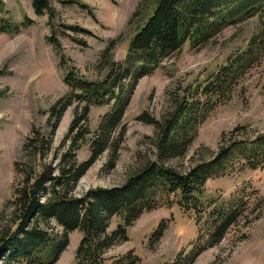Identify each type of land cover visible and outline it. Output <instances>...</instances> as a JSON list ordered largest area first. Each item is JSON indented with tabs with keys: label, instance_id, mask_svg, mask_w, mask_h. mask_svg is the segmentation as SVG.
Returning a JSON list of instances; mask_svg holds the SVG:
<instances>
[{
	"label": "trees",
	"instance_id": "16d2710c",
	"mask_svg": "<svg viewBox=\"0 0 264 264\" xmlns=\"http://www.w3.org/2000/svg\"><path fill=\"white\" fill-rule=\"evenodd\" d=\"M38 16H47L52 33L48 42L64 70L68 93L48 111L45 130L33 128L22 146V162L16 163L19 184L7 203L9 218L0 233V264H55L69 246V235L81 233L73 264H143L133 251L108 257L114 246L128 240V229L145 212L178 206L192 216L198 237L189 251L182 249L164 264H194L204 251L222 243L241 223L258 219L252 192L243 185L229 197L208 196V180L264 167V132L253 139L222 136L218 152L201 159L185 172L168 161L188 154L200 126L214 109L232 95L248 72L264 55V30L255 35L242 52L232 56L208 80L177 99L161 119L142 113L137 119L153 125L155 158L131 171L118 187L90 189L75 195L80 179L104 153L111 154L114 168L126 135L124 117L139 81L151 74L189 43L201 48L227 27L254 17L264 19V0H153L137 10L138 22L122 61L113 59L117 39L108 41L102 62L105 72L87 78L70 64L60 35L83 47L87 42L73 34L94 36L79 25L63 22L51 0H31ZM94 16L93 8L81 0H58ZM36 24L24 14L21 20L8 14L0 0V33L19 34ZM110 56H109V55ZM0 75L1 71H0ZM77 103L74 119L61 146L54 149L57 124L64 112ZM110 106L94 132L89 127L93 107ZM89 145L90 157L78 161L77 152ZM53 155V158L51 156ZM120 222L109 232L111 220ZM55 224V225H54ZM56 227L61 230L56 231ZM165 227L159 224L151 240L159 241Z\"/></svg>",
	"mask_w": 264,
	"mask_h": 264
},
{
	"label": "rangeland",
	"instance_id": "374dc122",
	"mask_svg": "<svg viewBox=\"0 0 264 264\" xmlns=\"http://www.w3.org/2000/svg\"><path fill=\"white\" fill-rule=\"evenodd\" d=\"M51 1L63 22L93 32L92 37L73 34L74 38L86 41V47L66 36L60 35L59 38L70 64L75 65L85 77L97 78L100 72H105L102 55L108 41L117 39L112 50L113 59L124 60L129 40L140 21L139 18L135 21L131 18L153 0H81L93 8L94 16L76 6ZM3 2L8 14L17 20L26 14L36 24L19 34L0 33V231L9 218L7 203L19 184L16 163L23 161L22 146L33 128L46 129L50 107L68 93L65 72L59 66L56 51L48 42L52 33L48 17L38 16L31 0ZM263 30L264 19L254 17L227 27L201 48L194 49L186 43L153 74L142 78L124 117L126 135L115 167H109L111 154L104 153L80 179L75 195L83 197L90 189L121 186L132 170L154 159L152 138L155 128L137 118L148 113L161 119L178 98L204 84L232 56L245 50L252 38ZM76 109L77 103L59 119L54 138L55 150L67 135ZM109 110L110 106L91 109V132ZM261 132H264V55L237 86L232 98L217 106L200 126L188 154L170 160L168 164L185 172L195 162L218 152L223 134H226V140H242L253 139ZM90 154L89 145H84L77 152L78 161L87 160ZM243 185L252 192V218L258 216V219L249 225L241 223L233 227L221 244L201 253L194 264H264V167L210 179L205 188L208 196L229 197ZM119 222L120 219L114 217L109 232ZM161 223L165 227L163 237L152 242L151 235ZM55 229L61 230L56 226ZM197 237L195 219L176 205L166 206L143 213L129 227L128 240L112 247L106 255L121 256L133 251L141 257L143 264H164L174 260L182 249L189 251ZM80 240L79 231L70 233L69 246L55 264H73Z\"/></svg>",
	"mask_w": 264,
	"mask_h": 264
}]
</instances>
